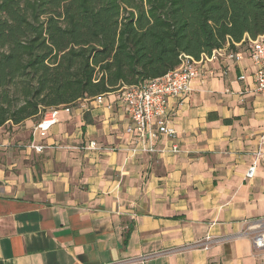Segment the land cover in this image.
<instances>
[{"label": "crops", "instance_id": "0c3cea01", "mask_svg": "<svg viewBox=\"0 0 264 264\" xmlns=\"http://www.w3.org/2000/svg\"><path fill=\"white\" fill-rule=\"evenodd\" d=\"M249 40L198 61L191 95L170 100L177 136L153 152L134 151L126 86L63 107L41 153L24 147L36 121L8 124L0 264H264L253 242L264 233V162L246 177L264 130Z\"/></svg>", "mask_w": 264, "mask_h": 264}, {"label": "trees", "instance_id": "16d2710c", "mask_svg": "<svg viewBox=\"0 0 264 264\" xmlns=\"http://www.w3.org/2000/svg\"><path fill=\"white\" fill-rule=\"evenodd\" d=\"M262 35L264 0H0V128Z\"/></svg>", "mask_w": 264, "mask_h": 264}, {"label": "built area", "instance_id": "2783aa9c", "mask_svg": "<svg viewBox=\"0 0 264 264\" xmlns=\"http://www.w3.org/2000/svg\"><path fill=\"white\" fill-rule=\"evenodd\" d=\"M248 52L256 66V91L264 93V35L254 40L250 38ZM219 53L221 55L222 49L216 50L212 56L215 57ZM226 55L236 60L241 58V54L235 52H229ZM198 64L199 62L191 56L183 55L180 66L164 76L125 87L122 99L131 118L127 132L136 140L138 145L134 151L153 152L156 150L154 142L157 138L162 135L171 139L177 136L170 100L177 98L184 101L191 95L194 82L201 75ZM245 78L244 74L239 77L241 80ZM95 98L102 100V95ZM63 107L67 111L71 110L68 106H62L45 111L42 119L33 125L31 140L24 145L25 148H31L38 153L45 150L47 145L43 144L42 140L49 136L53 126L58 122V115ZM7 145L0 142V148ZM87 148L95 149L96 142L92 141ZM167 148L173 153L180 151L176 143ZM250 155L251 163L246 177L252 179L255 177L259 165L264 162V130L257 136L256 145L251 150ZM253 242L257 248H264V233L255 235Z\"/></svg>", "mask_w": 264, "mask_h": 264}, {"label": "rangeland", "instance_id": "374dc122", "mask_svg": "<svg viewBox=\"0 0 264 264\" xmlns=\"http://www.w3.org/2000/svg\"><path fill=\"white\" fill-rule=\"evenodd\" d=\"M35 121V120H34ZM31 124V123H30ZM29 124V125H30ZM6 128H2L1 130H0V139L1 138H3V137H7V135L8 136H11V137H13L14 136V133L15 132H11V130H12V126H9V125H6L5 126ZM26 129V137L28 136V134H29V127H27V128H25ZM21 131H23V130H21ZM9 132H11V133H9ZM1 142V141H0Z\"/></svg>", "mask_w": 264, "mask_h": 264}]
</instances>
